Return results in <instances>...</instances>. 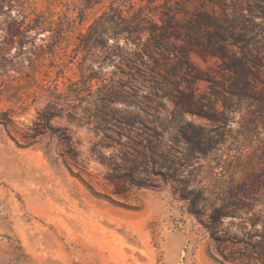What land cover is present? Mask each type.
<instances>
[{"label":"rangeland","instance_id":"rangeland-1","mask_svg":"<svg viewBox=\"0 0 264 264\" xmlns=\"http://www.w3.org/2000/svg\"><path fill=\"white\" fill-rule=\"evenodd\" d=\"M111 1L85 9L82 21V0L2 5L10 13L0 15V264H264L261 205L224 206L241 181V168L227 166L239 148L205 119L144 98L143 110L111 105L132 125L107 115L90 123L87 103L72 96L44 126L39 112L78 79V35ZM32 11L44 29L31 27ZM97 87L89 82L80 96ZM198 133L226 141L198 153Z\"/></svg>","mask_w":264,"mask_h":264},{"label":"trees","instance_id":"trees-1","mask_svg":"<svg viewBox=\"0 0 264 264\" xmlns=\"http://www.w3.org/2000/svg\"><path fill=\"white\" fill-rule=\"evenodd\" d=\"M24 1L0 0V15ZM98 2L82 0L79 21L85 9ZM29 14L31 27L44 29L43 14ZM108 36L124 37L133 47L110 46ZM78 39V79L39 112L46 128L67 110L59 100L72 96L87 103L82 109L90 123L108 122L102 116L107 115L127 125L136 121L117 115L111 105L143 110L144 98L149 103L167 99L175 113L205 119L232 140L230 145L237 144L238 154L230 155L227 166L240 167L242 177L229 189L224 206L248 212L261 205L264 212V0H140L137 6L132 0H112ZM108 66L110 75L104 71ZM141 67L147 70L145 76ZM118 73L128 75V80L122 82ZM93 80L98 87L88 94L92 98H82L80 87ZM237 114L239 128L233 129ZM65 117L75 119L69 111ZM223 139L198 133L191 141L196 152L204 153L208 145L217 149ZM229 213L232 210L220 216ZM261 223L264 227V215Z\"/></svg>","mask_w":264,"mask_h":264}]
</instances>
